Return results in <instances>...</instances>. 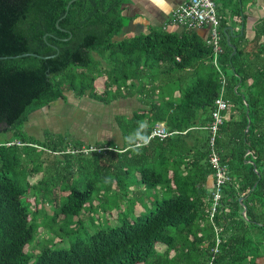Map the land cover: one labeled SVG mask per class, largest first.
Wrapping results in <instances>:
<instances>
[{"label": "trees", "instance_id": "16d2710c", "mask_svg": "<svg viewBox=\"0 0 264 264\" xmlns=\"http://www.w3.org/2000/svg\"><path fill=\"white\" fill-rule=\"evenodd\" d=\"M69 1L0 0V132L14 135L0 141V264H258L256 258L264 256V39L258 33L252 40L242 34L227 40L226 19L219 16L218 62L228 107L214 144L230 179L212 223L208 125L221 82L210 62L211 44L187 26L117 39L125 0ZM230 10L239 11L238 1ZM174 71L195 76L166 95L162 83L177 80ZM101 75L106 78L99 91L95 82ZM66 91L104 103L139 95L145 106L116 119L123 135L133 133L125 140L128 147L119 151L107 141L75 152L81 141L26 135L28 115L65 99ZM160 121L171 133L147 139ZM43 151L52 154L49 161L41 158ZM30 153L36 158H28ZM24 158L36 172L45 163L33 186L39 190L36 203L52 202L50 217L62 218L53 231L72 233L68 223L80 212L105 213L120 204L117 222L109 223V211L105 225L91 231L78 219L68 246L25 250L41 223L39 210L26 199L29 183L21 181ZM52 168L56 176L48 172ZM156 186L163 187L162 196L145 201L141 193ZM139 202L150 206L130 216Z\"/></svg>", "mask_w": 264, "mask_h": 264}, {"label": "rangeland", "instance_id": "374dc122", "mask_svg": "<svg viewBox=\"0 0 264 264\" xmlns=\"http://www.w3.org/2000/svg\"><path fill=\"white\" fill-rule=\"evenodd\" d=\"M216 1H217V3H216V7H217V4L219 5L220 0H216ZM131 34L132 33L124 34L123 37H129ZM90 53H91V56L96 59V61H99L100 57L97 56V53L95 51H91ZM100 62L104 63L103 61H100ZM96 66H97V68L101 69L100 68L101 64L96 63ZM199 72H202V70H199ZM174 76H176V77L178 76L179 78L178 77L177 78L179 80L177 79V80H172L169 82L166 81L165 83H162L163 84L162 89L166 95L167 94L169 95L171 93L170 88H173L175 85H182L183 86L186 83L187 84L190 83L193 80L195 75L190 77L189 72L174 71ZM164 77H166V76L161 74L160 78H159L160 81ZM167 77H168V75H167ZM105 78H106L105 75H101L96 79L95 85H96L97 90H99V91L101 90V80H104ZM65 93L67 95V101H58V103L52 104L51 106H49V108H46L48 106L44 107L46 109L43 108V110L37 109L36 111H34L33 113L30 114L29 120L30 121H32V120L34 121L35 119L40 120L43 117L46 118V120H47V118L52 117L54 112H56V110H58V109H65L64 111L69 110V112L72 109L77 110V112L74 113V118L72 119V122L70 123L68 129L63 131V132L58 131L57 133H61L62 136H65V140H67V141H73L74 136L87 137L85 140L86 143L88 142V139L93 140L94 142H96L97 138H98V140L99 139L103 140L102 137L104 135H107V133H104L105 131H107V129L102 130L101 133L99 134V137H98L97 132L104 128L103 127L104 121H107V120L109 121L112 119V117L109 115V112H108V111H110L109 109H110L111 105H109V104L108 105H102V104H100L101 102L94 100V99H91V98H90L91 99L90 104L84 105V101H90V99H88L87 96H81V97L75 96L72 93V91H66ZM86 97H87V99H86ZM135 97L136 96H134V97L128 96V97L118 98L119 101H117V102H120V103H118V105H121L119 107H125L126 104L131 102L132 98H134L133 99L134 104L132 106H134V105L145 106V104H143L139 98H137V97L135 98ZM80 101H82V105H84V106L79 107ZM117 102L113 101L112 107H114V105ZM94 103L99 104L101 106H99V107L95 106V107L91 108V104H94ZM89 107L92 109V111L89 109ZM73 110H72V112H73ZM97 112H99V113H97ZM28 123H29V121H28ZM75 123L78 124L77 128H76ZM1 126H3V125H1ZM22 130L29 137L36 138L39 135V132H37V131L31 132L29 130H26L24 128V125H22ZM12 137H14V135H12V133L10 131L0 132V141H4L5 139H9ZM39 139H40V137H39ZM39 151L40 150H36V151H34V153L36 154ZM51 155L52 154L47 153V151H43L41 154V158L47 157L48 158L47 161H49L52 158ZM27 157L32 158V159L36 158L35 155H32V153H30ZM28 158L27 159L24 158L25 162H23V164L21 165V168L23 169V171L21 173L22 174L21 181L22 182L26 181L29 183V187L27 188V192H26V196H27L26 199H28L30 201V208L31 209L37 208L39 210L37 213V221L43 225H41V224L39 225L38 230H37L33 240H31L30 242H28L25 245V250H27L29 252H31V251L35 252L40 248V246H42L44 244H48L51 246H57V245L61 246L64 244L63 246H68L69 243H67V242H68V239H70L69 235L74 234L76 232V230L79 228L78 226H74L78 219H80L82 221V224L86 229H89L91 231L96 229L99 226V224H101V221L102 222L105 221V217L107 215V212H109V211H112V212H109V214L107 215L109 223L110 222L111 223L117 222V219H116V216L118 214L117 212L122 209V206L120 208V204L113 205L112 208H109V210H107V212H105V213H102L100 210H95V209H93L91 212L90 211L80 212L79 215L74 216L73 219H71L70 222L68 223L69 227L72 228V230H71L72 233L65 234L63 231L58 230V228H57V231L59 233L56 231H53L54 227H55V222L58 225L59 223L62 222L61 221L62 218H61V216H59V218L56 220L55 217H50L54 213V210H55L54 204L52 202H43L42 200H39L36 203L35 199L38 197L37 194L39 193V190H37V187L33 186V184L37 183L40 180L41 173L43 171L45 163H43L40 166L39 171L36 172V170L28 168L30 166H33L32 160L29 161ZM47 161H45V162L48 163ZM85 161L88 162L87 160H85ZM54 171L55 170L53 168H52V170H48V172H51V174H54ZM54 175L56 176V174H54ZM47 176H48V174L45 173V177H47ZM74 176H76V174ZM82 181H85V180H82ZM83 184H85V182H83ZM142 187H143V185H141V189H142ZM163 191H164L163 187H160V186H156L153 188L147 187V189H145V191H143L141 193V197H143L144 195L147 194L143 198L145 201L147 198H154L155 196L159 198L162 196ZM63 193L64 192L60 193L59 202H61V197H62L61 195ZM92 203L96 204V203H98V201L93 199ZM109 204H111V203L109 202ZM149 206H150V202H148V203L146 202V205H143L139 202V204H137L135 206L136 209L133 210L132 212L130 211L131 212L130 216L144 212V210H147L149 208ZM243 211H242V213H243ZM43 222H45V223H43ZM101 225H105V224L102 223Z\"/></svg>", "mask_w": 264, "mask_h": 264}, {"label": "crops", "instance_id": "0c3cea01", "mask_svg": "<svg viewBox=\"0 0 264 264\" xmlns=\"http://www.w3.org/2000/svg\"><path fill=\"white\" fill-rule=\"evenodd\" d=\"M183 1L184 0H125V2L121 6V14L123 16L124 25L121 31L119 32V34L116 36V38L120 39L123 37L124 34L127 33H132L131 35L143 33L148 31L150 28L181 31L184 26L171 21L170 12L172 8H174ZM236 1H238L239 11L237 13L235 12L232 13L230 8L235 5ZM216 11L218 16L220 17L222 16L226 19L225 37L227 40L229 39L230 36L236 37L239 34H242L243 39L245 40H252L255 36H257L258 33H259L258 40L262 41L264 39V0H220L219 5L217 4ZM195 30L203 40L206 39L208 33L207 26L197 27L195 28ZM240 42H243V40H240ZM232 48H233V52L236 51L237 49L236 47H232ZM178 95H179V90L175 89L172 92V96L177 97ZM134 96L140 98V96L137 94L133 95V97ZM88 99H90V97H88ZM91 99L90 101H84V105L90 104ZM133 99L134 98H132L131 102L125 105L126 108L119 107L121 105H118V103H120L117 102L119 101L118 98L112 99L107 103L97 100L101 102L100 104L102 105H108V104L111 105L109 109L110 111L108 112L109 115L112 117V119L109 121L108 120L104 121L103 123L104 128L97 132L99 137L101 131L107 129V131L104 132L107 133V135H104L102 137L103 140L101 139L98 140L97 138L96 142L88 139L87 143L85 141L87 137L74 136V140L81 141L82 146L79 149H73V150L75 152L78 150L83 151L82 147H85L87 145L95 146L101 142L105 144V142L107 141H111L116 147L120 149L119 151H123L124 149H126V147L128 146L125 140L128 137L132 136L133 133L131 132L126 136L123 135V132L120 129L116 119H117V115H124L126 117H130L134 109L142 107L141 105L132 106L134 104ZM58 101H67V95L65 99H57L55 101H51L48 105H44L38 109L43 110V108L46 106H48L46 108H49V106H51L54 103H58ZM113 101L117 102L114 105V107H112ZM79 103H80L79 107L84 106L82 105V101H80ZM95 106L99 107L101 105L95 103L91 104V108ZM91 108L89 107V109L92 111ZM64 110L65 109L56 110V112H54L52 117L47 118V120L46 118L43 117L40 120L35 119L34 121L33 120L30 121L29 116L31 113L34 112L32 111L28 115L27 120L23 123L24 128L31 132L34 131L39 132V135L36 138L39 139L40 137V140L44 139V137L46 136H49L48 134H50L51 137L54 136L56 138L57 135H61V133H57L58 131L63 132L68 129L70 123L72 122V119L74 118V113L77 112V110H73V109H72L73 112L71 109L70 112L69 110L67 111ZM77 125L78 124H76V128ZM136 144H138V142ZM68 150H72V149H68ZM246 154H251L253 156L252 152ZM136 175L138 176V174ZM206 184L208 190L210 191V188L212 186L211 176H208ZM256 260L258 264H264V256H259L256 258Z\"/></svg>", "mask_w": 264, "mask_h": 264}, {"label": "built area", "instance_id": "2783aa9c", "mask_svg": "<svg viewBox=\"0 0 264 264\" xmlns=\"http://www.w3.org/2000/svg\"><path fill=\"white\" fill-rule=\"evenodd\" d=\"M216 0H184L177 6L171 9L170 18L174 23L191 28L207 26L208 33L205 41L211 44L212 57L211 63L217 69L220 75V89L217 97L214 100V107L211 110V120L208 125L209 130V163L213 169L214 180L210 188V199L208 209V219L213 223V216L217 205L222 197L223 185L230 179L227 165L221 162L218 152L215 149V137L218 133V128L223 121V111L228 107V100L224 97V85L226 77L219 67L218 56L222 51L220 43L221 32L219 28V16L216 11ZM171 132L166 129L163 122H155L149 132L147 139L150 137L163 138ZM83 151L95 149L93 146L88 148L82 147ZM250 153V151H246ZM215 230H218L214 226ZM219 238L216 237V244ZM216 246L213 250H216Z\"/></svg>", "mask_w": 264, "mask_h": 264}, {"label": "clouds", "instance_id": "9594fccd", "mask_svg": "<svg viewBox=\"0 0 264 264\" xmlns=\"http://www.w3.org/2000/svg\"><path fill=\"white\" fill-rule=\"evenodd\" d=\"M140 127H141V128L146 127V123H145V122H140Z\"/></svg>", "mask_w": 264, "mask_h": 264}, {"label": "water", "instance_id": "95a60500", "mask_svg": "<svg viewBox=\"0 0 264 264\" xmlns=\"http://www.w3.org/2000/svg\"><path fill=\"white\" fill-rule=\"evenodd\" d=\"M70 1H71V0H70ZM70 1H69V2H70ZM241 198H242V197H239V200H241ZM243 212H244V211H243Z\"/></svg>", "mask_w": 264, "mask_h": 264}]
</instances>
